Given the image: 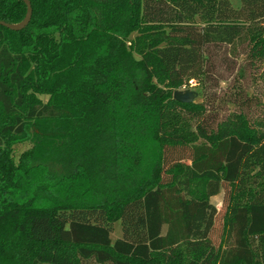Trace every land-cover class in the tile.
Segmentation results:
<instances>
[{
	"label": "trees",
	"instance_id": "16d2710c",
	"mask_svg": "<svg viewBox=\"0 0 264 264\" xmlns=\"http://www.w3.org/2000/svg\"><path fill=\"white\" fill-rule=\"evenodd\" d=\"M239 1L31 0L25 27L0 24V264H264V95L246 75L264 0ZM27 13L0 0V19ZM236 44L227 80L213 48ZM193 80L202 100H175Z\"/></svg>",
	"mask_w": 264,
	"mask_h": 264
},
{
	"label": "rangeland",
	"instance_id": "374dc122",
	"mask_svg": "<svg viewBox=\"0 0 264 264\" xmlns=\"http://www.w3.org/2000/svg\"><path fill=\"white\" fill-rule=\"evenodd\" d=\"M231 5L235 8L239 7L240 1L239 0H230ZM244 51V48L241 44L236 45H220L215 46L213 48V52L215 58H217V70L225 79L229 80L235 76V74L240 72V65L242 66V61L244 60L243 55H241ZM264 71V62L254 68H251L249 71H246V75L248 78V83L251 84L252 93H255L257 96L262 97L264 95V82L262 75ZM224 84V83H222ZM180 90H195L199 94L198 97L195 98L196 101L202 100V94H200V90L197 86V82L195 80L189 82V86H184L179 88ZM262 112L260 109H255V116H261ZM257 119V118H256ZM191 123L194 124V121L191 120ZM34 138L32 136H20L18 137L13 144L12 153L14 154L15 158H18L23 151L27 150L33 145ZM210 201L217 207L219 210L218 212V224L220 223V216L224 211V205L222 200V193L214 195L210 199ZM114 228L112 230L111 236L112 239L121 237L122 230H121V221L116 220L114 221ZM52 264V263H46Z\"/></svg>",
	"mask_w": 264,
	"mask_h": 264
},
{
	"label": "water",
	"instance_id": "95a60500",
	"mask_svg": "<svg viewBox=\"0 0 264 264\" xmlns=\"http://www.w3.org/2000/svg\"><path fill=\"white\" fill-rule=\"evenodd\" d=\"M24 2L26 3L28 13L23 20H21L20 22L10 23L6 20L0 19V24H3L9 27L10 29H21L25 27L30 22V19L33 14L32 11L33 7L31 0H24ZM173 95H174V99L180 103H192L194 102L195 98L198 97L199 94L195 90L193 91V90L176 89Z\"/></svg>",
	"mask_w": 264,
	"mask_h": 264
}]
</instances>
